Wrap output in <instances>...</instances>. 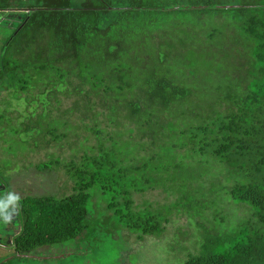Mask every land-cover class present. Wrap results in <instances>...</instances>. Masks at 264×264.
I'll return each mask as SVG.
<instances>
[{
	"label": "trees",
	"instance_id": "obj_1",
	"mask_svg": "<svg viewBox=\"0 0 264 264\" xmlns=\"http://www.w3.org/2000/svg\"><path fill=\"white\" fill-rule=\"evenodd\" d=\"M7 12L19 20L0 41V88L9 99H22L27 110L38 103L40 124H21L26 138L36 133L46 143L47 137L60 142L66 136L56 131L67 121H53L58 117L51 118L50 109L55 102L59 112L63 99L72 100L65 117L80 114L77 119L93 122L95 133L102 132L95 118L101 108L114 127L123 119H143L162 122L181 137L148 138L128 161L130 144L122 146L116 133L119 141L105 137L110 146L99 141L94 153L65 164L70 195L17 202L16 224H9L16 230L9 238L14 256L40 261L38 249L72 240L86 241L89 251L99 246L96 233L109 227L136 241L162 234L180 199L141 208L135 196L181 188L173 178L165 182L175 192L153 188L135 174L151 166L164 146L172 157L163 166L175 172L183 157L199 164L209 156L216 175L224 168L229 175V197L252 209L232 232L228 251L188 255L184 264H264V0H0V15ZM198 65L209 84L204 90L190 82L201 72ZM53 166L60 162L36 169ZM92 189L108 197L105 218L94 213L99 208L91 205Z\"/></svg>",
	"mask_w": 264,
	"mask_h": 264
},
{
	"label": "rangeland",
	"instance_id": "obj_2",
	"mask_svg": "<svg viewBox=\"0 0 264 264\" xmlns=\"http://www.w3.org/2000/svg\"><path fill=\"white\" fill-rule=\"evenodd\" d=\"M18 20L19 16L13 13L0 15V41L3 35L9 34ZM200 63L202 64L203 61ZM198 67L201 71L202 66L198 65ZM195 75L190 79L193 86H199L203 90L208 87V83L204 84L202 71L196 72ZM216 82L217 79L213 78L212 83L217 84ZM37 105L38 103L35 102V107L27 110L22 99L13 97L9 99L4 87L0 88V202L7 203L14 194L19 198L51 196L57 199L70 195L73 183L67 176L64 165L72 160L77 163L83 154L91 155V150L94 153L99 141L105 143V137H113L119 141L116 133L122 136V146L126 147L130 144L126 150L128 161L134 160L139 150L147 146L148 138L155 141L164 139L168 134L171 138H176V141H180L181 138L175 134V131L165 129L162 122L123 119L119 127H114L101 116L103 111L106 112L101 108H95V118L102 132L95 133L91 130L94 126L93 122L77 119L80 114L65 117L67 112L65 110L71 107L72 100L63 99L58 106L59 112L55 110L57 106L55 102H52L50 109L53 112L51 118L52 116L55 118L57 113L58 119H52L53 121H67L56 131L58 135L66 134V136L60 142L51 141L50 137H47L45 143L36 133L33 137L29 135L26 138V133L22 131L21 124H24L25 120L31 122L34 119L33 123L40 124L35 115ZM186 107L187 110L194 108V106ZM33 109L35 111L31 114ZM37 109L38 113L42 110L41 106ZM187 110L184 112L186 113ZM44 124H48V121L44 120ZM38 130L36 129L35 132ZM37 139L41 141L38 142ZM110 144V141L105 143L108 146ZM165 157L172 156L167 155L165 147L162 146L155 159H152L151 166L135 174V177H141L140 181L145 183L147 181V184L153 188L162 186L173 192L175 187L165 182L167 178H173L172 182L177 183L178 189L181 188L178 192H181L183 197H179L181 194L178 192L167 194L161 189L135 196V203L141 208L169 206L180 199V206L172 209L171 222L159 236H146L142 241H136L135 237L126 231L113 232L112 227H109L110 232L100 230L96 233L99 246H94L89 251L86 241L72 240L38 249L35 256L41 258L40 261L33 258L22 259L13 255L10 245L9 238L16 232L11 229L16 222V213L15 208L9 205L3 210V214H0V264H184L188 255L228 251L233 244L232 232L241 222L246 221L252 209L246 204L234 202L229 197L228 189L232 182L228 179L229 175L226 176L224 166L221 165L224 174L216 175L213 170L215 162L209 156L200 158L199 164L189 162L183 157L178 172H175L172 168L168 170L163 166ZM55 160L60 162L59 167L53 166L51 170L42 171L36 169L40 163ZM189 188L190 190H187ZM92 191L96 195L92 197L91 205L99 208L94 213H97V216L102 214L101 217L105 218L104 199L108 197L101 195L97 189ZM8 214H12L10 221L14 222L12 226H9L10 222L4 221L5 215ZM106 228L108 229L107 224L104 225V229ZM202 245L206 247L201 248Z\"/></svg>",
	"mask_w": 264,
	"mask_h": 264
},
{
	"label": "clouds",
	"instance_id": "obj_3",
	"mask_svg": "<svg viewBox=\"0 0 264 264\" xmlns=\"http://www.w3.org/2000/svg\"><path fill=\"white\" fill-rule=\"evenodd\" d=\"M19 196L17 195H11L7 203L0 202V214H3V210L7 208L9 205H12L14 208L17 205V202L19 201ZM12 220V214L5 215L4 221L5 223H8Z\"/></svg>",
	"mask_w": 264,
	"mask_h": 264
}]
</instances>
